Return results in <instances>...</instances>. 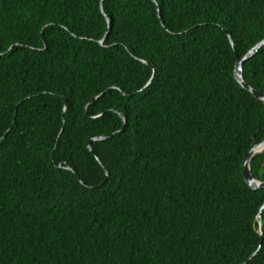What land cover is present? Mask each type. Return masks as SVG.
Segmentation results:
<instances>
[{
	"label": "trees",
	"instance_id": "16d2710c",
	"mask_svg": "<svg viewBox=\"0 0 264 264\" xmlns=\"http://www.w3.org/2000/svg\"><path fill=\"white\" fill-rule=\"evenodd\" d=\"M262 39L264 0H0V264H264Z\"/></svg>",
	"mask_w": 264,
	"mask_h": 264
},
{
	"label": "water",
	"instance_id": "95a60500",
	"mask_svg": "<svg viewBox=\"0 0 264 264\" xmlns=\"http://www.w3.org/2000/svg\"><path fill=\"white\" fill-rule=\"evenodd\" d=\"M103 1V0H102ZM158 9V14H159V8ZM229 39L231 41V44L233 45V41L230 35ZM101 42H103V40H101ZM264 45V39L260 40L258 43H256L253 47H251L243 56H237V60H236V64H235V68H234V76L236 78V80L247 90H249L251 93H253L258 99H261L264 102V93L255 89L253 86L249 85L245 80H244V76H243V64L244 62L250 58L251 56H253L255 54V52ZM154 76V75H153ZM150 79V81L147 83V85L152 81L153 79ZM146 85V86H147ZM98 96L94 97V99H96ZM100 138L99 136L94 137L93 139H98ZM89 148L91 151H93V148L91 147V145L89 144ZM264 151V141L254 145L249 151L248 153H246L245 157H244V170H243V175L244 178L246 180V182L254 189L257 188H264V180H260L258 179L251 170V159L252 157L259 152ZM98 159V158H97ZM99 160V159H98ZM56 166H61V164L59 162L55 163ZM81 180V179H80ZM82 181V180H81ZM264 209V203L262 204V206L259 209V213L257 214V221L259 223V231H260V236H261V242L263 239V232H262V228H263V223H262V218H261V213ZM261 243L259 245V247L257 248V250L251 255L253 256L254 254L257 253V251L260 249ZM251 256L249 257V259L251 258ZM243 264V263H241Z\"/></svg>",
	"mask_w": 264,
	"mask_h": 264
}]
</instances>
